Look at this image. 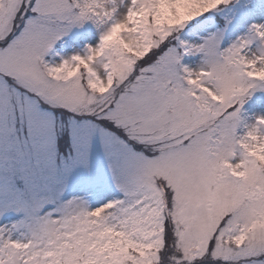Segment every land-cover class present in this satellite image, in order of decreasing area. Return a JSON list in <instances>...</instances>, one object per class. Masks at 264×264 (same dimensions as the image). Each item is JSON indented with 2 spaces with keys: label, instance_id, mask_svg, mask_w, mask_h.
I'll use <instances>...</instances> for the list:
<instances>
[{
  "label": "snow or ice",
  "instance_id": "obj_1",
  "mask_svg": "<svg viewBox=\"0 0 264 264\" xmlns=\"http://www.w3.org/2000/svg\"><path fill=\"white\" fill-rule=\"evenodd\" d=\"M0 264H264V0H0Z\"/></svg>",
  "mask_w": 264,
  "mask_h": 264
}]
</instances>
